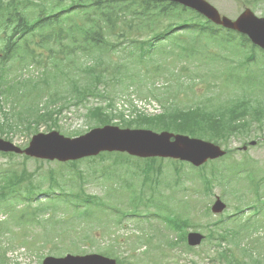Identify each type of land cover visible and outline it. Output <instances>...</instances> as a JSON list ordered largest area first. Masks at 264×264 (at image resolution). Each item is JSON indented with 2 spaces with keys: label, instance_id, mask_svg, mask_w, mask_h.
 <instances>
[{
  "label": "rangeland",
  "instance_id": "1",
  "mask_svg": "<svg viewBox=\"0 0 264 264\" xmlns=\"http://www.w3.org/2000/svg\"><path fill=\"white\" fill-rule=\"evenodd\" d=\"M221 15L230 19H234L243 9L249 8L257 16L264 17V0H208ZM177 23H181L180 20ZM192 27L179 30L173 33L166 41L157 44V49L163 46L166 50L156 51L151 56H147L146 60L150 61V66H158L161 69H165L167 72H174L178 67L182 66V72L180 76V84L167 88V83L158 77L157 81L153 78H145V75L141 72L140 80L138 81L137 88L128 89L124 88L129 79L122 78L120 82L113 83L109 81L108 94L102 98H88L82 102L79 107L73 105L63 108L60 114L55 116V125H51L52 130L48 131L45 124H41L38 127L37 133L47 134L51 131H57L59 134L66 138H77L89 132V126L94 127L97 123H92L87 120L84 107H89L93 104H99L109 113L123 114L126 121L136 118L135 112H141L147 114L148 118H156L164 108L170 104L176 105L178 108H185L193 106L192 102L206 103L209 108L214 105L224 106L229 101L240 98V100H248L243 96L249 91L255 93L260 97V101H264V91L260 86L257 88L244 85L242 87H236L224 79L223 66L217 65L210 61H205L204 56H193L189 61V57L175 59V64L170 67L162 68L160 65L172 57L165 54V52L173 50V41L180 39L184 46L190 47L191 42L197 37V28L195 25H200L198 21H187ZM167 26V22L160 24L161 28ZM224 31L219 28L218 32ZM146 40V39H145ZM55 47L54 49H58ZM148 49V47H146ZM46 53V52H45ZM116 58L129 61V56L126 50H121L116 54ZM82 65L80 63L73 64L67 68L59 66V72L56 75V88H52L49 97L59 98V102L56 104V108L61 106L63 102H71L76 98L75 93H70L71 89L68 84V79L77 80L81 78ZM21 68L18 66L11 71V75L19 74ZM130 70L134 69L133 64L130 63ZM228 71L238 76L245 75L248 71H252L256 77L264 74V68L255 64L251 65H238L237 62L230 64ZM40 69L29 68L25 71L29 77L40 75ZM186 75L198 76L199 80H193L184 78ZM53 82V80H51ZM156 89L160 92L161 96L158 97L157 91H149V89ZM105 93L107 90L101 87ZM13 92L21 93L18 90H12ZM149 91V92H148ZM148 93V94H147ZM47 98V97H46ZM29 98H26V102ZM64 99L66 101H64ZM14 101V100H13ZM24 102L17 101V105ZM113 104V107L112 104ZM251 105V101H249ZM254 104V102H252ZM114 108L108 109L107 107ZM151 107L154 109L152 110ZM8 110V109H6ZM20 110V108H19ZM0 119L2 120L1 112ZM118 118H115L117 120ZM248 120V117L246 118ZM16 122V121H14ZM97 128V127H95ZM135 129V128H132ZM36 134V133H34ZM34 135L32 133L20 132V130L14 133H8L7 135L0 137L4 139L9 138L8 141L13 142L19 147H26L30 139ZM6 140V139H5ZM246 143V145H244ZM255 143L254 145H249ZM247 146V150L242 152V147ZM223 148H229L234 151L228 158V160L217 161L216 163L209 165L199 171L192 169L189 165L181 166L180 163L173 161L172 159L158 158L156 165L159 168L150 169L147 173L142 174L139 170L144 161H139L136 158H131L127 154H111L105 157V163L107 168L99 170L98 180L104 188L102 193L101 187L92 182L87 184L84 188L88 194L100 195L94 199L87 210V215L81 220L84 234L93 236L89 240H74L72 235H57L53 238V243H37L36 237L40 235L41 226L35 225L28 229L19 228L11 223L10 218L13 219V211L16 214L20 211L31 212L34 209L46 208L43 212H38L37 217L39 223L44 221H51L53 216L58 214L69 217L71 211H62L61 209L54 210L51 205H60L66 207L67 201H59L56 198H45L46 195L39 196L36 201L29 203L22 200L23 197L11 199L12 209L7 207L0 208V223L9 229V232H0V253L6 252L5 259L8 264H41V261L47 256L59 257L60 254L52 253L59 246L61 248L71 247L72 243L78 248L73 251L82 252L84 254H102L104 252H110L112 255L120 259H128L133 264H234L232 256L240 257L246 261L247 264H253V259L260 258L259 255L264 253V231L260 232L254 238L260 237L261 240H243L240 249H234V245L228 243L223 245V250L232 251L228 254L230 262H225L218 258L219 248L215 241L216 233L220 232L217 227H210V225L219 219L226 220L227 217L235 215V199L234 194L239 198H244V202L250 207L248 212L243 216L244 219H252L253 222L261 221L263 223L264 230V180L257 178L264 177V127L253 128L247 136L235 135L226 142V145H222ZM162 159V160H161ZM98 158L94 159L98 162ZM23 157L16 156L13 159H9L0 155V169L2 171L12 169L16 172H20L22 168ZM119 165L118 170L111 168V165ZM26 169L29 173H34V180L41 184L43 189L51 192L48 188L49 181L45 179V171L53 168L57 169L56 162H40L34 159H28L25 163ZM97 169V168H96ZM91 165H79V171L82 173L85 181L90 180L91 170L96 171ZM239 169H247V171L240 175ZM251 170V171H250ZM55 174V179L62 185L74 184L78 179L77 174L72 169L62 170ZM254 171V172H253ZM226 172L227 177L224 175ZM235 173V176L232 174ZM146 175V177H144ZM212 178L216 177L211 184V193L203 189L204 181L202 185L197 176ZM262 176V177H261ZM222 178L224 180H222ZM213 180V178H212ZM259 181V182H257ZM257 184L259 186L257 187ZM232 185V186H231ZM185 188L186 190H183ZM34 192V196L39 193ZM20 195L27 196L24 190L19 191ZM260 195V198H259ZM215 196L226 204L225 210L221 214H213L210 212V206L212 205ZM61 199H65L63 195L58 196ZM178 197H194V203L200 200L201 205L197 212L199 213V219L194 227H189L187 233L198 232L207 236L208 231L212 235L207 237L203 244L197 248H190L186 245V242L182 241L179 245L172 249H167L165 257L159 258L160 253L155 255L154 250L146 245L140 246L134 245L132 236H143L144 233L154 232L152 235V246L156 243V237L160 233L171 236L172 240L179 242V238L182 235L176 234L173 231L165 229L164 225L160 221L150 218L148 223L150 226H146L147 222L143 223V220H137L139 218L134 217L136 214H153L154 217L160 219L167 225L166 220L173 221L180 209ZM189 199H184L188 201ZM194 203L190 207V204L184 202L182 206H188L189 217L196 213L194 210ZM150 206L155 208L152 210ZM208 207V215L205 216V210ZM182 210V209H180ZM247 209H245L246 211ZM150 216V215H149ZM146 218V217H144ZM240 216L232 217L231 220L239 219ZM51 219V220H50ZM59 219V218H58ZM129 219H132L130 221ZM130 224H135V229ZM225 224L229 225V221ZM139 225V226H138ZM142 225V226H141ZM122 227V228H120ZM172 228V226H170ZM1 228V226H0ZM138 233V234H136ZM13 234L15 236H13ZM25 234L32 238L25 239ZM63 236V237H61ZM61 237V238H60ZM145 237L149 238V235ZM251 237V235H250ZM249 237V238H250ZM169 239V237L167 236ZM51 239V238H50ZM219 241V240H218ZM229 242V241H227ZM258 246V252L244 253L243 248L247 246ZM137 248L138 252L134 251ZM152 250V251H150ZM218 251V252H217ZM73 254V253H72ZM79 254V253H78ZM65 255V254H64ZM111 255V256H112ZM136 257L133 258L132 256ZM63 256V255H62ZM109 257V256H108ZM138 259V260H137ZM264 264V256L260 258ZM1 261V260H0ZM16 261V262H15Z\"/></svg>",
  "mask_w": 264,
  "mask_h": 264
},
{
  "label": "trees",
  "instance_id": "2",
  "mask_svg": "<svg viewBox=\"0 0 264 264\" xmlns=\"http://www.w3.org/2000/svg\"><path fill=\"white\" fill-rule=\"evenodd\" d=\"M127 1L0 0V112L2 116V120L0 119V137L21 128L34 133L42 122L49 123L48 128L55 125L54 115L59 111H55L53 107L59 98H55V96L51 98L49 95L52 88H56L55 80L58 67L69 62L75 64L76 61H79L84 66L81 70L84 79L77 83H71L78 101L91 96H101L99 86L109 87V81L118 83L122 78H125L129 79V82L126 83L127 87L137 85V81L140 80L138 72L146 76L154 71L163 72L169 83H175L178 86L182 66L178 67L175 73H169L156 65L151 67L150 61L146 60V57L151 56L156 51L166 50L163 46L157 49V44L179 30L192 27L185 24L187 21L200 23V25H195L198 32L197 38L191 42L190 47L184 46L180 39L173 41V50L165 52V54L175 58L169 59L168 62L163 61L164 63L160 67L173 66L175 59L180 60L184 56L189 57L190 61L192 56L201 54L207 55V58L217 65L233 62L243 65L247 51L259 50L251 45L246 37L227 30H224L225 33L218 32L216 30L218 27L212 25L201 15L174 3L142 0L139 5L141 11L129 13L133 16H140L142 25L120 30L110 12L119 7H131ZM108 5L112 7L108 8ZM178 20L183 24L177 23ZM163 22H167V26L161 28L160 24ZM157 25L161 31L156 27ZM106 30L117 37L114 43L106 41L104 34ZM144 36L148 39H142ZM69 38H73L70 44L74 45V48H70L68 45ZM236 40L238 41L235 42ZM121 43L127 51L129 62L125 63L124 60H118L112 55L103 54L106 49L116 50ZM55 47L59 48L54 49ZM243 47L246 50L238 51V48ZM214 48H226L230 50V55L223 51H215ZM77 53L81 57H77ZM130 63L134 66L133 70L129 69ZM17 66L21 68L19 74L11 75V71ZM33 67L40 69V75H32V78H24L21 75L25 70ZM184 78L192 82L198 76L186 75ZM263 79L257 78L256 82L259 85L251 86H261L264 90ZM123 87L127 89L125 85ZM15 89L21 93L13 92L12 90ZM160 94L157 92L158 97L162 95ZM26 98H29L27 102ZM17 101L24 103L18 106ZM250 101L251 105L248 104L247 106L243 104L245 101L241 103L228 102L225 106L217 105L213 110H208L204 103L192 102L193 106L185 108H178L176 105L170 104L156 118H148L142 113L130 121H125L122 114H112L111 116L98 107L90 108L88 113L93 121L104 122L105 124H108L112 117H120L122 120L121 127L124 128L167 130L221 143L227 142L235 135L247 133L254 124L258 126L264 124V102L261 103L252 98ZM94 109L97 111L94 112ZM245 115H248V120H246ZM2 156L16 157L15 155L3 154ZM23 159L20 172L12 169L5 171L0 169V206L7 205L6 207L12 211L11 199L22 196L25 201L30 202L39 195L37 193L34 196V192L42 190L41 184L33 178L35 172L29 173L25 167L24 161L28 158L23 157ZM156 160L151 159L146 164L147 168L141 173L144 174L150 169L156 168ZM149 164H151L150 167ZM111 168L115 171L118 170L115 167ZM49 172V180L51 179L54 184L61 185L54 178L55 172ZM203 179L207 185H211L208 178L203 177ZM96 180L99 181L98 176H96ZM68 185L64 189L60 188L59 194L54 198L68 202L66 207L58 206L62 211H71L72 214L69 217L58 214L51 218L57 217V219L39 223L37 213L43 212L46 208H39L31 212L20 211L17 214L13 211L14 224L20 227L25 226L26 229L37 224L40 225L42 232L35 239L39 244L53 243V238L57 235H72L74 240H89L93 236L84 234L81 220L88 214L85 209L97 197L87 194L81 185L75 191L68 190ZM71 188L75 189L74 187ZM21 189L27 194L26 197L19 194ZM61 195L65 199L58 197ZM166 221L169 226L173 225L177 230H182L187 224L186 220ZM244 230L247 232L245 225L235 230H225L223 238H234V245L238 247L242 239L238 240L237 237L241 236ZM28 238L32 237L25 234V239ZM161 243L165 245L164 241ZM257 243L259 245L258 241ZM166 244L170 245L168 242ZM72 245L65 248L59 246L52 253L61 256L67 253L82 254V252L73 251V249L77 250L78 248L75 243ZM258 248L254 245L250 249L242 250L244 253L258 252ZM104 254L112 255L107 251ZM228 254L230 253L222 254L220 259L230 262L231 259L228 260ZM5 255L6 252L2 251L0 264H8ZM261 256H264V253L259 255L260 258ZM112 257L115 256L112 255ZM232 258L234 264H246L242 258L235 256ZM260 258L253 259V264H263ZM115 259L117 264H131L129 261L117 257Z\"/></svg>",
  "mask_w": 264,
  "mask_h": 264
},
{
  "label": "water",
  "instance_id": "3",
  "mask_svg": "<svg viewBox=\"0 0 264 264\" xmlns=\"http://www.w3.org/2000/svg\"><path fill=\"white\" fill-rule=\"evenodd\" d=\"M189 7L202 14L217 25L236 30L250 39V41L264 49V19H259L246 9L236 20L221 17L218 12L204 0H172ZM173 139V140H171ZM127 152L138 157H161L186 161L194 167H199L207 159H215L224 154L220 148L198 139L173 135L167 132L155 134L149 130H118L115 127H104L95 130L91 135L68 139L56 132L48 135L35 136L29 147L24 151L27 156L38 159H57L61 162L73 160L80 156H96L100 152ZM0 152L21 153L13 144L0 140ZM224 206L217 201L212 207L214 213L221 212ZM202 236L198 233L188 235V243L196 246ZM42 264H116L114 259L98 254L64 257H46Z\"/></svg>",
  "mask_w": 264,
  "mask_h": 264
}]
</instances>
